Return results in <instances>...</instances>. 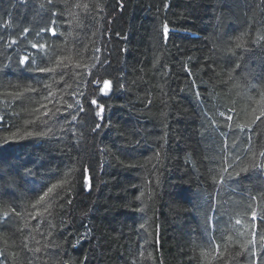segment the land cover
Segmentation results:
<instances>
[{"label":"trees","instance_id":"trees-1","mask_svg":"<svg viewBox=\"0 0 264 264\" xmlns=\"http://www.w3.org/2000/svg\"><path fill=\"white\" fill-rule=\"evenodd\" d=\"M0 264H264V0H0Z\"/></svg>","mask_w":264,"mask_h":264},{"label":"snow or ice","instance_id":"snow-or-ice-1","mask_svg":"<svg viewBox=\"0 0 264 264\" xmlns=\"http://www.w3.org/2000/svg\"><path fill=\"white\" fill-rule=\"evenodd\" d=\"M165 31L167 32V29H165ZM24 63H25V60L22 63V65ZM97 86H99V85H97ZM109 92H110V89L107 92H101L100 94L101 95H108ZM95 103L98 104V101L96 100ZM103 112H104V106H102V110L99 112V117H101V118L103 117ZM99 127H100V124L97 125V129H99ZM57 186H58V184H54L50 188H48L47 191L44 193V196H48L50 193H52L56 189ZM89 187H90V185H88V187L86 188V190H88ZM41 199H43V197H41Z\"/></svg>","mask_w":264,"mask_h":264}]
</instances>
